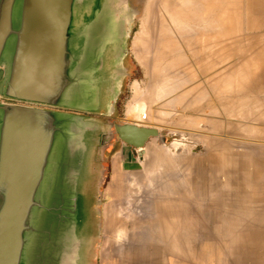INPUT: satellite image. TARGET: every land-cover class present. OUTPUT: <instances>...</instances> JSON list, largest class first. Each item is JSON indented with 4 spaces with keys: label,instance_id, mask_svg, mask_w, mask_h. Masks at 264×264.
Masks as SVG:
<instances>
[{
    "label": "water",
    "instance_id": "95a60500",
    "mask_svg": "<svg viewBox=\"0 0 264 264\" xmlns=\"http://www.w3.org/2000/svg\"><path fill=\"white\" fill-rule=\"evenodd\" d=\"M139 14L128 0H0V264H97L106 149L166 145L113 120Z\"/></svg>",
    "mask_w": 264,
    "mask_h": 264
},
{
    "label": "rangeland",
    "instance_id": "374dc122",
    "mask_svg": "<svg viewBox=\"0 0 264 264\" xmlns=\"http://www.w3.org/2000/svg\"><path fill=\"white\" fill-rule=\"evenodd\" d=\"M163 1L165 0H133L130 3L140 14L135 19L132 36L128 44V55L125 60L128 76L123 82L122 93L117 101L121 115L113 117V120L120 123L157 128L159 131L164 132L166 137L164 148H168L165 151L171 155L165 152V154L170 156L169 159H166L169 162H165V160L162 163L163 166L158 168V164L154 163L153 160V151L155 148V150H164L161 147L162 145L158 144L157 139L154 138V141L150 139L146 144L148 145L147 159L144 156L143 158L142 156L139 157L137 150L135 151L119 142L115 144L107 164L109 167L108 179L106 183L104 182L105 184L102 188V237L109 235L110 226L119 221H124L125 225L130 226L128 228L124 227V231H129L130 233L132 231V234H135L136 231L139 233L142 224L151 223L153 208L156 209L157 207L159 210L165 203L169 204L170 208H173L181 198L186 200L191 198L193 203H196L199 201V197L194 195L195 191L206 193L208 200L206 212L209 223L218 221V219H232V222L228 223L225 221L223 223V230L230 229L233 225L242 227L241 229L251 225H259V231H264V221L254 223L255 218L251 217L249 213L251 210L256 213V216L253 215L257 219L264 218V133H262L264 132V111H262L264 110V62H262L264 61V54H262L264 53L262 52L264 51V0H230L236 5L237 3L240 5L239 8L236 7L237 10H235V5H231L232 3L229 0H221L224 4H230H227L228 7L232 6L231 8L229 7L231 10L229 12L227 5H223L221 2L222 6H224L223 11H226L224 17L227 18L220 22V24L223 23L221 27L224 26V29L220 27L219 35L215 37H219L222 45L214 46V49H216L214 53H212L213 50H208L203 56L206 58V60L204 58V62L208 64H206L207 68H205V71L211 72L212 64L215 62L216 67L222 71V79L217 84L203 81L204 84L202 86L204 87L202 88L204 89L201 88L200 91L194 92L193 95L191 93L192 97L190 94L187 96V93L184 94L185 92L183 91L189 86L188 90L192 87L194 88V86L191 87L194 82L189 83L187 80L192 72L195 74L194 71L196 69L192 66L194 71H191V68V70L187 71L183 66L186 61L178 64L177 55L174 53V50L177 51V49H173L174 54L171 50L170 52L173 55L170 53L171 55L169 56L168 50L172 49V47L168 48L163 43L164 41H161L163 36L160 35L161 31L159 32V27L157 26L159 24L158 18L163 10ZM147 5H151V7L149 8ZM153 13L154 15L158 13L159 16L158 14V17L154 16ZM208 17L210 16L204 19V22H208H206L207 26L210 25L209 22L211 23L212 20H210L211 17ZM195 21L193 22L195 24L189 23L196 26L193 29L195 34L191 31V34L187 33L185 36L186 38L189 37L188 40H190V37L193 38L191 39L193 42L191 41L190 44L194 47L197 46L194 36L198 32L197 27L201 26V24H196ZM211 28L208 27L206 29L205 27V35L203 30V33L199 31L208 41L214 37L213 27ZM143 35H145V39L143 38L144 42L141 41ZM136 37L141 38V40ZM185 37L179 38L180 41L179 39L177 40L182 46L184 43L181 44V40L185 39ZM163 40L165 39L163 38ZM223 40H226L225 43ZM207 46L208 48L213 47L209 42ZM192 49L194 50L193 47ZM190 51V59L194 63L195 60L192 54H194L195 50L194 52ZM216 52H218V57L217 55L216 57L212 55ZM167 55L169 57H166ZM211 56L213 59H210ZM174 60L176 66L174 62L175 68L173 67V69L171 67ZM246 60L250 62L249 64L247 63L248 61L245 63L252 66L251 70L246 71L249 73H247L249 77L247 79L244 78L245 71L241 73L242 68L245 69L243 61ZM168 66L171 67L169 68ZM170 69L173 70L171 71ZM176 69L180 71H176ZM238 69L240 70L238 72L242 75V78H240L242 81L239 80L238 84H236V81H232L229 75ZM174 70L175 72H173ZM174 73L177 74L175 75ZM185 74L189 76H186L187 80L186 77H183ZM241 75L239 76L241 77ZM244 79L246 82H244ZM230 80L232 81L231 83ZM223 81L226 83L224 84ZM160 82L161 84H159ZM184 82L186 84L188 82L189 85L187 86ZM227 83L231 84V87L229 86L230 89ZM223 85H227V88ZM158 86L169 87L166 91L168 94L159 99L158 97L156 98V94L154 95ZM216 88L219 89L216 90ZM188 90L186 91L188 92ZM201 90L204 91L202 92ZM195 93H198L197 96H195ZM198 99L201 101H198ZM137 102L146 104L147 120L138 118L133 121L127 116L128 109ZM238 113L240 116H238ZM174 143H181V145L178 149H173L171 145ZM159 174L161 175L160 177ZM156 175L157 177L154 178ZM165 181L167 182L166 184ZM172 189L174 193L171 192ZM177 189L180 194L176 193ZM103 191H117V198L115 197L114 199L118 201L110 199L104 201ZM120 191H123L124 195H120ZM159 192H161L160 195L158 194ZM162 192H165V194H162ZM191 192L193 195L189 196ZM173 194L179 196L175 197ZM158 195L163 197L160 198ZM165 198L168 201H164ZM157 200L158 202H155ZM216 201L225 204H236V202H239L241 206H244L243 209H248V212L244 211L238 215V212L227 213L218 211L213 205ZM158 210L155 212L156 221L158 220V215L159 218L163 216L166 220L169 212L167 214L160 212L159 214ZM211 230L216 231L218 229L213 228ZM252 246L256 248L252 250L256 254L254 256L256 260H264V251L261 250L264 244L261 246L253 243ZM246 247L251 250V245H246Z\"/></svg>",
    "mask_w": 264,
    "mask_h": 264
},
{
    "label": "crops",
    "instance_id": "0c3cea01",
    "mask_svg": "<svg viewBox=\"0 0 264 264\" xmlns=\"http://www.w3.org/2000/svg\"><path fill=\"white\" fill-rule=\"evenodd\" d=\"M122 192L120 195H124ZM195 192L194 195L199 197L196 203L181 199L168 211L159 209V214L169 212L166 220L158 215L156 221L157 208H153L151 223L142 224L139 233L124 231V227H130L124 221L111 225L109 235L101 237L97 264H264V260H256L252 251L256 249L253 243L264 244V231H259V225L248 226L246 231L236 225H231V230H223V223L232 222V219L209 223L206 193ZM116 194L117 191H103V200L118 201L114 199ZM213 205L221 212H238V215L248 212L239 202L231 205L216 201ZM249 213L255 218L254 223L264 221V218L257 219L254 211ZM213 228L218 230H211ZM246 245H251V250ZM261 250L264 251V247Z\"/></svg>",
    "mask_w": 264,
    "mask_h": 264
},
{
    "label": "bare ground",
    "instance_id": "6f19581e",
    "mask_svg": "<svg viewBox=\"0 0 264 264\" xmlns=\"http://www.w3.org/2000/svg\"><path fill=\"white\" fill-rule=\"evenodd\" d=\"M153 1V0H152ZM223 1H225V0H223ZM230 1V0H229ZM237 1V0H236ZM241 1V0H240ZM221 0H165V1H163V7H162V13H160L161 15L159 16V14H158V16H159V18H158V21H159V24H158V26L157 27H159V32L161 31V33H160V35H162L163 36V38L165 39V40H163V38L161 39V41H164L163 43L166 45V46H168V48H170V47H172V49L170 48V50H168L169 51V56L173 53V49H177V51H175L174 50V53H176V59L178 60H176L177 62H178V64L179 63H182V61H186V62H184L183 64V66L186 68V70L187 71H189V70H191L193 67L196 69V71H194L193 69L191 70V71H194V73L195 74H193V72H192V74L190 75V77L189 76H187L186 74H185V76H183L184 78L187 76V77H189L188 78V80H187V77H186V80L187 81H189V83H191V82H194V84L193 85H191V87L192 86H194V88L192 87L190 90H188L189 89V87L188 88H186V90H188V92L185 90V91H183V92H185L184 94H186L187 93V96L190 94L191 95V93H192V95H193V93L194 92H196V91H200V89L202 88V87H204V86H202L203 84H204V82L203 81H208V82H215L216 84H217V82L219 81L220 82V80L222 79V71L220 70V68H217L216 66V63L214 62V64H212V71L211 72H209V71H205V68H207V63H205L204 61L206 60V58L203 56V55H205V53H206V51H208V50H213V52L212 53H214L215 51L214 50H216V49H214V46L215 47H217L218 46V44H220V42L221 41H219V37H215V36H217V35H219V30H220V27H221V25L223 24H220V22H222V20H225V18H227V17H224V13H226V11L224 12L223 11V9H224V6H222V4H221ZM232 4L231 5H235V8L237 7V8H239V4L237 3V5H236V3H233L232 1H230ZM229 2V3H230ZM150 3V2H149ZM153 3H155V2H153ZM158 3V2H157ZM161 3V2H160ZM223 3V5H227V4H224V2H222ZM155 5V4H154ZM228 5H230V4H228ZM228 5H227V7H228ZM148 6V5H147ZM159 6V5H158ZM149 8L151 7V5L150 6H148ZM154 7H156V6H154ZM230 8L232 7V6H229ZM229 7H228V10H229V12H231V10L229 9ZM237 8L235 9V10H237ZM244 8L246 9V7H245V5H244ZM159 9V8H158ZM226 9V8H225ZM227 10V11H228ZM234 10V9H233ZM239 10V9H238ZM149 12V11H148ZM152 12V11H151ZM150 12V13H151ZM154 12V11H153ZM157 12H159V11H157ZM245 12H247V11H245ZM228 13V12H227ZM237 13H239V12H237ZM149 14V13H148ZM157 14L156 15H154V13H153V15L154 16H157ZM152 15V14H151ZM149 16H150V14H149ZM149 16H148V18H149ZM153 16V17H154ZM157 16V17H158ZM207 16H210V17H208V18H210V20H211V23L209 22V26H207L206 25V22H204V19H206L207 18ZM156 18V17H155ZM157 19V18H156ZM196 20V21H195ZM207 20H209V19H207ZM209 20V21H210ZM227 20V19H226ZM155 21V20H154ZM196 22V24H201V26H199V27H197V30H198V32H197V37H196V35L194 36L195 37V39H194V41L196 42L195 44H197V46H191V41L193 42V40H191V39H193L192 37H190V40H188V38H186L185 36H186V34L187 33H189V34H191L190 32L192 31V33H194L195 34V31L193 32V29H195L196 28V26H194V25H191V24H195V23H193V22ZM149 22V21H148ZM189 23H191V24H189ZM208 23V22H207ZM203 25V26H202ZM234 25V24H233ZM205 27H206V29L209 27L210 29H212L211 27H213V30L214 31H212L213 33H214V37L211 39V40H207L206 38H204V35H205V32H204V30H205ZM224 27V26H223ZM223 27H221V29L223 28ZM145 29V28H144ZM209 29V30H210ZM224 29V28H223ZM202 30H203V32H204V35L203 34H201V33H203L202 32ZM201 33H200V32ZM148 32V31H147ZM157 32V31H156ZM221 32H222V30H221ZM144 33V32H143ZM223 33H224V30H223ZM226 33V32H225ZM178 34H179V36H182V37H179L178 36ZM185 34V35H184ZM200 34V35H199ZM222 34V33H221ZM159 35V34H158ZM173 37H172V36ZM199 35V36H198ZM211 35H212V33H211ZM222 35H224V34H222ZM240 35V34H239ZM145 35H143V37H142V40H141V38H138V37H136V38H138L139 40H141L142 42H144L143 41V38L145 39V37H144ZM183 36L185 37V39H183V40H181L182 41V43L181 44H183L184 43V45L182 46V45H180V43L179 42H177V40L180 38H183ZM192 36V35H191ZM140 37H141V35H140ZM146 37H147V35H146ZM149 37V36H148ZM179 37V38H178ZM239 37V36H238ZM156 38V37H155ZM173 38H175V39H173ZM146 39H148V38H146ZM151 39H153V38H151ZM180 39H179V41H180ZM249 39V38H248ZM206 40V41H205ZM140 41V42H141ZM160 41V40H159ZM161 41H160V44H161ZM224 41V43H225V41L226 40H223ZM222 41V42H223ZM209 42V44H212V46L213 47H211V48H208V46H207V43ZM240 43H242V42H240ZM250 43V42H249ZM142 44V43H141ZM151 44V43H150ZM163 44V45H164ZM220 45H222V43L220 44ZM166 46H164V47H166ZM258 46V45H257ZM256 46V47H257ZM192 47L194 48V50H195V52H194V50L192 49ZM223 47V46H222ZM255 47V48H256ZM259 47H261V46H259ZM206 48H208L207 50H206ZM213 48V49H212ZM253 48V47H252ZM254 48V49H255ZM222 49V48H221ZM153 50V49H152ZM156 50V49H155ZM172 50V51H171ZM190 50H192V52H194V54H192L193 56H194V63H192V59H190V55H191V51ZM257 50V49H256ZM172 53H171V52ZM218 51V50H217ZM241 51V50H240ZM243 51V50H242ZM158 52V51H157ZM262 52H264V51H262ZM145 53V52H144ZM171 53V54H170ZM173 53V54H174ZM217 53L218 52H216L215 54H212L213 56H215L216 57V55H217ZM251 53V52H250ZM172 54V55H173ZM262 54H264V53H262ZM168 55L166 56V57H169ZM175 56V55H174ZM140 57V56H139ZM143 57V56H142ZM165 57V58H166ZM172 57V56H171ZM217 57H218V55H217ZM147 58H148V56H147ZM204 58H205V60H204ZM212 58V56L210 57V59ZM230 58V57H229ZM228 58V59H229ZM250 58V57H249ZM249 58H247L248 60H249ZM163 59V58H162ZM174 59V58H173ZM213 59V58H212ZM175 60L174 61H172V62H170V63H172V67L171 68H173L174 67V62H175ZM189 60V61H188ZM245 60V59H244ZM248 60H246V61H243L244 62V64H243V62H242V64L244 65V67H245V69L244 68H242L241 70V73L242 72H244L245 71V73L246 74H244V78H249L248 77V72H246V71H249V70H251V68H252V66H249L248 64H249V62L250 61H248ZM242 61V60H241ZM248 61V62H247ZM167 62H169V61H167ZM217 62V61H216ZM245 62H247L248 64H246ZM262 62H264V61H262ZM207 64V65H206ZM246 64V65H245ZM169 65V64H168ZM175 66H176V62H175ZM193 66V67H192ZM210 66V65H209ZM169 67V66H168ZM169 67V68H170ZM201 67V68H200ZM211 67V66H210ZM162 68V67H161ZM164 68V67H163ZM175 68V67H174ZM173 68V69H174ZM191 68V69H190ZM254 68V67H253ZM172 69V70H173ZM171 70V69H170ZM171 70V71H172ZM180 71L179 69H176V71ZM163 71V70H162ZM235 71V72H234ZM233 71V73L231 72L230 73V75H229V77H230V79L233 81V80H235L236 81V84H238L237 82L239 81V80H241L240 78H242V75L240 74V72H238V71H240L239 69L236 71V70H234ZM173 72H175V70L173 71ZM182 72V71H181ZM251 72V71H250ZM178 73H180V72H178ZM190 73V72H189ZM248 73V74H247ZM165 74V73H164ZM169 74V73H168ZM175 75L177 74V73H174ZM182 74V73H181ZM252 74V73H251ZM184 75V74H183ZM239 75H241V77L239 76ZM247 75V76H246ZM168 76V75H167ZM180 76V75H179ZM182 76V75H181ZM246 76V77H245ZM164 77V76H163ZM169 77V76H168ZM169 78H171V77H169ZM177 78V77H176ZM226 79H227V77H226ZM226 79H225V81H226ZM230 80V83L232 82ZM245 80V79H244ZM225 81H223V83L225 84L226 82ZM234 81V82H235ZM242 81V80H241ZM205 82V83H206ZM218 82V83H219ZM244 82H246V80L244 81ZM248 82V81H247ZM185 84H186V82H184ZM189 83L187 82V86L189 85ZM210 83V84H211ZM214 83V84H215ZM240 83H242V82H240ZM159 84H161V82L159 83ZM162 84H163V82H162ZM207 84V83H206ZM246 84V83H245ZM164 85V84H163ZM208 85H209V83H208ZM213 85V84H212ZM227 85H228V88L230 89V85L231 84H228L227 83ZM227 85H223L224 87H226L227 88ZM169 86V85H168ZM211 86V85H210ZM214 86V85H213ZM230 86V87H229ZM157 88V90H155L156 91V93H154V95L156 94V98L158 97V99L159 98H161L162 96H165V95H167L168 93L166 92L167 91V88L169 89V87H162V86H158V87H156ZM171 88V87H170ZM185 88V87H184ZM209 88H211V87H209ZM182 89V88H181ZM202 89H204V88H202ZM217 89H219V88H216V90ZM237 89V88H236ZM214 90V89H213ZM238 90V89H237ZM190 91V92H189ZM202 91V90H201ZM204 91V90H203ZM202 91V92H203ZM236 91V90H235ZM220 92V91H219ZM222 92H223V90H222ZM184 94H182V95H184ZM196 94V93H195ZM194 94V95H195ZM198 94V93H197ZM197 94L195 95V96H197ZM220 94V93H219ZM223 94H225V93H223ZM228 94V93H227ZM253 94V93H252ZM192 95H191V97H192ZM201 95V94H200ZM186 96V95H185ZM194 97V96H193ZM155 98V97H154ZM186 98V97H185ZM184 98V99H185ZM195 98V97H194ZM223 98V97H222ZM183 99V100H184ZM196 99V98H195ZM190 100H192V99H190ZM200 99H198V101H199ZM251 100V99H250ZM185 101V100H184ZM183 101V102H184ZM196 101V100H195ZM201 101V100H200ZM253 101V100H252ZM188 102V101H187ZM197 102V101H196ZM255 102V101H254ZM182 103V102H181ZM190 103V102H189ZM189 103H187V105H189ZM244 103V102H243ZM180 104V103H179ZM192 104V103H191ZM250 104H251V102H250ZM182 105V104H181ZM229 105V104H228ZM234 105V104H233ZM255 105V104H254ZM230 106V105H229ZM237 106H239V105H237ZM256 106H258V105H256ZM235 107V106H234ZM244 107V106H243ZM222 108V107H221ZM225 108V107H224ZM227 108V107H226ZM237 108V107H236ZM244 109H245V107H244ZM243 109V110H244ZM248 109V108H247ZM246 109V110H247ZM129 110V112H128V117L131 119V120H135V119H140V120H147V111H146V104L145 103H143V102H137L134 106H132L130 109H128ZM239 110V109H238ZM250 110H251V108H250ZM235 111H237V110H235ZM262 111H264V110H262ZM219 112V111H218ZM162 113V112H161ZM258 113H260L261 114V112L260 111H258ZM163 114V113H162ZM216 114H217V112H216ZM235 114V113H234ZM242 114V113H241ZM161 115V114H160ZM238 116H240V114L238 113ZM248 116V115H247ZM252 117V116H251ZM216 118V117H215ZM238 118V117H237ZM246 119V118H245ZM260 119H262V118H260ZM188 120V119H187ZM242 120V119H241ZM251 120V119H250ZM139 121V120H138ZM249 121V120H248ZM254 121V120H253ZM252 121V122H253ZM242 122V121H241ZM216 125V124H215ZM222 127V126H221ZM242 127V126H241ZM251 127V126H250ZM218 128V127H217ZM249 129V128H248ZM253 129V128H252ZM251 129V130H252ZM262 133H264V132H262ZM153 141L155 140L154 138L152 139ZM220 143V142H219ZM172 144V143H171ZM181 145V143L179 144V143H174L173 145H171V147L173 146V149H178V147ZM183 145V144H182ZM160 147V146H159ZM162 148H163V150L164 151H162V149L161 148H159V149H161V150H155L154 149V151H153V160H154V163H157L158 165V168L160 167V166H163L162 165V163L166 160V159H169L170 158V156L168 155V154H170V153H168L167 151H165V150H167V149H165L164 147H165V145H162L161 146ZM215 147V146H214ZM184 148H185V146H184ZM184 150V149H183ZM147 151H148V145H146V147L144 148V149H142V150H137V152L138 153H141L142 154V158H143V156H144V158L145 159H147ZM169 151V150H168ZM164 152V153H163ZM165 152L166 153H168V154H165ZM185 153V152H184ZM152 154V153H151ZM169 157H168V156ZM171 155V154H170ZM181 155V154H180ZM174 159V158H173ZM181 160V159H180ZM179 160V161H180ZM165 162H169V160H166ZM141 165V164H140ZM176 165V164H175ZM178 168V167H177ZM187 169V168H186ZM175 172V171H174ZM178 172V171H177ZM160 173V172H159ZM156 174V173H155ZM154 174V175H155ZM158 174V173H157ZM163 174V173H162ZM167 174H168V172H167ZM166 174V175H167ZM173 174V173H172ZM174 175V174H173ZM153 176V175H152ZM161 175L159 174V177H160ZM155 177H157V175L156 176H154V178ZM179 177V176H178ZM181 178V177H180ZM173 179V178H172ZM162 180V179H161ZM168 180V179H167ZM151 184H152V182H150ZM167 182L165 181V184H166ZM175 183H176V181H175ZM174 183V184H175ZM181 183V182H180ZM171 184H172V182H171ZM152 185H154V184H152ZM170 186V185H169ZM164 187V186H163ZM161 188V187H160ZM176 188H178V187H176ZM163 189V188H162ZM180 189H181V187H180ZM155 190V189H154ZM166 190V189H165ZM169 191H170V189H168ZM169 191H167L168 193H169ZM173 191V189L171 190V192ZM175 191V190H174ZM180 191V190H179ZM143 192V191H142ZM156 192V191H155ZM158 192V191H157ZM170 192V193H171ZM183 192H185V191H183ZM183 192H182V194H183ZM172 193H174V192H172ZM176 193L177 194H180L179 192H178V189H177V191H176ZM188 193V192H187ZM196 193V192H195ZM139 194V193H138ZM152 194H154L153 192H152ZM159 195L161 194V192H159L158 193ZM162 194H165V192H162ZM192 194V193H191ZM158 195V196H159ZM168 195H170V194H168ZM174 196H175V194H173ZM173 196V197H174ZM179 196V195H178ZM178 196H175V197H178ZM187 196V195H186ZM190 196V195H189ZM154 197V196H153ZM160 197V196H159ZM161 197H163V196H161ZM160 197V198H161ZM174 197V198H175ZM158 198V197H157ZM156 198V199H157ZM160 198H158V199H160ZM163 199V198H162ZM182 199V198H181ZM191 199V198H190ZM170 200V199H169ZM164 201H168L167 200V198H165L164 199ZM181 201V200H180ZM188 201V200H187ZM155 202H158V200L157 201H155ZM172 202H174V201H172ZM171 204V203H170ZM172 204H174V203H172ZM181 204V203H180ZM231 205H233V204H231ZM157 208V207H156ZM160 209H162V210H169L170 209V207H169V204L167 205V203H165V204H163V206H161V208ZM180 209V208H179ZM158 210V209H157ZM156 211V210H155ZM161 211V210H160ZM166 211V213H168ZM159 219V218H158ZM160 219H162V218H160ZM160 225V224H159ZM149 228V227H148ZM162 228V227H161ZM166 232V231H165ZM183 233V232H182ZM163 235V234H162ZM166 235H168L167 233H166ZM164 237V236H163ZM166 237V236H165ZM168 237H169V235H168ZM167 237V238H168ZM216 237V236H215ZM164 243H165V241H164ZM178 249V248H177ZM179 253V252H178Z\"/></svg>",
    "mask_w": 264,
    "mask_h": 264
},
{
    "label": "trees",
    "instance_id": "16d2710c",
    "mask_svg": "<svg viewBox=\"0 0 264 264\" xmlns=\"http://www.w3.org/2000/svg\"><path fill=\"white\" fill-rule=\"evenodd\" d=\"M121 115V112L119 110V106H118V102L116 104V109H115V113L113 115V117H119ZM118 141L116 139H114L111 144L108 146V148L106 149L105 151V156H104V165H103V169H104V178H105V183H106V180L108 179V171H109V167H108V161H109V158H110V155H111V152L115 146V144L117 143ZM104 183V184H105Z\"/></svg>",
    "mask_w": 264,
    "mask_h": 264
},
{
    "label": "flooded vegetation",
    "instance_id": "af4514ba",
    "mask_svg": "<svg viewBox=\"0 0 264 264\" xmlns=\"http://www.w3.org/2000/svg\"><path fill=\"white\" fill-rule=\"evenodd\" d=\"M129 1V5H130V3L133 1V0H128Z\"/></svg>",
    "mask_w": 264,
    "mask_h": 264
}]
</instances>
